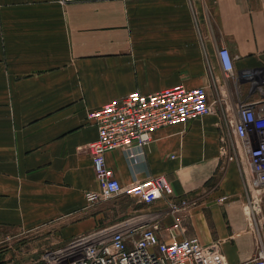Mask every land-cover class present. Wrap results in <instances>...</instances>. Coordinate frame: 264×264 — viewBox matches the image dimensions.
<instances>
[{"label": "crops", "instance_id": "crops-1", "mask_svg": "<svg viewBox=\"0 0 264 264\" xmlns=\"http://www.w3.org/2000/svg\"><path fill=\"white\" fill-rule=\"evenodd\" d=\"M178 84L204 87L210 112L154 130L143 156L110 151L106 164L123 187L161 175L188 199L177 238L218 242L230 264L255 256L264 212L233 125L240 103L264 101V0H0V233L64 239L98 225L104 213L84 196L98 189L87 111ZM134 203L168 240L165 200Z\"/></svg>", "mask_w": 264, "mask_h": 264}, {"label": "built area", "instance_id": "built-area-1", "mask_svg": "<svg viewBox=\"0 0 264 264\" xmlns=\"http://www.w3.org/2000/svg\"><path fill=\"white\" fill-rule=\"evenodd\" d=\"M218 58L224 74H231L233 64L228 49L221 47ZM210 110L204 87L187 88L178 84L149 94L135 90L87 111V121L97 128V137L86 148L98 183L97 190L85 193L87 205L120 196L145 204L164 199L166 212L173 217V223L167 227L168 240L159 233V218L136 215L121 222L117 229L81 235L54 255L45 254L41 258L43 262L33 264H230L218 242L205 246L196 236L177 238L174 230L180 228L181 218L176 214L185 210L189 201L185 196L173 195L164 176H152L123 187L105 161L106 153L116 149L143 156L154 130L166 125H185ZM233 129L247 155L250 188L261 193L264 190V101L240 103ZM234 264H264V247L258 248L252 258Z\"/></svg>", "mask_w": 264, "mask_h": 264}, {"label": "rangeland", "instance_id": "rangeland-1", "mask_svg": "<svg viewBox=\"0 0 264 264\" xmlns=\"http://www.w3.org/2000/svg\"><path fill=\"white\" fill-rule=\"evenodd\" d=\"M251 199L255 201V212H264V203L259 201V195L252 192ZM97 205L100 211L104 213L102 219L93 229L79 235L61 239L53 233L47 235L34 234H15L7 231L0 233V262L6 263L12 261L13 264H33L43 262L41 258L54 255L56 251L68 245L84 234H102L108 232L111 228L117 229L119 224L125 220H129L136 215L133 208L137 206L134 198L120 196L110 198L99 202ZM138 209V207L136 208ZM108 234V233H106Z\"/></svg>", "mask_w": 264, "mask_h": 264}]
</instances>
